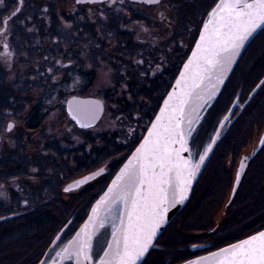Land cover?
Listing matches in <instances>:
<instances>
[{
    "label": "snow or ice",
    "instance_id": "snow-or-ice-1",
    "mask_svg": "<svg viewBox=\"0 0 264 264\" xmlns=\"http://www.w3.org/2000/svg\"><path fill=\"white\" fill-rule=\"evenodd\" d=\"M81 2L95 4L103 0H77ZM144 2L157 4L159 0ZM15 3L17 6L10 10L7 0H0V36L11 33L22 14L24 0ZM208 9L191 56L163 99L159 113L149 122L147 135L96 201L76 235L62 247L57 235L52 243L59 251L54 248L55 257L49 256L39 264H157L152 250L157 247L161 227L168 221L169 209L187 199L192 181L219 136L217 132L204 151H199L196 124L201 119L200 111L215 97L245 43L257 29L264 30V0H212ZM3 47L7 50L9 46L4 43ZM3 55L7 58L12 53L6 51ZM102 108L99 101L77 102L75 110L69 105L72 118L81 127H89L88 117L95 119ZM13 127L10 123L7 130ZM98 174L76 183L87 182ZM65 191H71V186ZM106 227L110 239L97 249L94 241L98 231ZM185 264H264V230Z\"/></svg>",
    "mask_w": 264,
    "mask_h": 264
},
{
    "label": "flooded vegetation",
    "instance_id": "flooded-vegetation-1",
    "mask_svg": "<svg viewBox=\"0 0 264 264\" xmlns=\"http://www.w3.org/2000/svg\"><path fill=\"white\" fill-rule=\"evenodd\" d=\"M9 1H12L14 5L15 0H8L7 2ZM37 2L43 5L42 8L44 9L46 13L45 16L47 17V19L54 18V17L67 18V19L71 18L77 23V25L81 24L80 23L81 21L87 20L88 25H89L88 30L91 27V31L97 30L98 33L101 32L100 25L107 24L108 25L107 32H109V35H110L107 38L109 42V44L107 45V48L108 47L112 48V50H114V48L117 49L118 44L117 43L112 44V43L113 41L115 42L119 41L120 43L119 49H121V52H115L116 56H121V57L115 58L114 61L106 60L109 63L111 61V64H113L114 69H113V83L112 84L114 86L117 85V88L122 86L123 88L127 89V92H125L126 94L122 95L121 97L119 95L116 96V95L111 94L110 89L113 86L107 87V90L109 91H106V95H103L101 97L94 96L96 95L94 93L85 94L84 93L86 92L85 90L82 92L85 95L82 93L80 94L70 93L69 91H67V93H64L62 92V90H57L55 92L54 91L47 92L45 93V95H41V92H37L36 95H33V96H36L35 99H37L34 105L35 106L34 109L30 110L24 115V117H26V124H24V126L22 127L23 131L20 129L19 130L16 129L15 122L13 120L12 121L10 120L8 121V123H6L7 117H9L12 113L16 115L15 108L10 107L3 111L4 115L0 118V157L2 154H4V152L14 153L19 148L21 149V146H19L18 138H23L24 140L23 142L25 143V145L22 146L21 150L23 151V155L25 156V158L30 159V162L35 161V163H38V162L39 163H51V165H49V167L46 168V174L50 173L51 170L52 171L50 174H52L54 172L53 171L54 167L56 168V171H58L59 169L60 173L64 171V169L62 168V164L64 160L62 158L64 156L65 147L67 148L66 149L67 151H70L71 153H75L74 157H72L69 154L70 160L71 159L74 160L73 168L78 167L77 164L79 163L80 160H85L88 163H92L95 157L94 156V145L92 144V140L94 137H96V135L102 132H106L107 130L112 131L114 128H116L117 130L119 129L118 133L119 131H125L126 129L128 130L126 137H124V135H122L120 138L117 137V140L121 142L122 147L124 146V148H127L128 146L134 147L137 141L139 139L140 140L142 139V137L144 136L146 132V129L150 125L149 122L152 120L151 115H152L153 109L156 108V105L158 104V98H153L151 102L147 101L148 103L146 106L143 103V100L140 99V97L144 95V93L148 90V88L151 89L150 87L151 84H155L159 82V80L161 79H165L166 81L167 79H170L171 82L170 80L168 82L170 83L174 82L183 63L185 62V60L187 59V57L189 56L193 48L195 40L197 39L199 35L198 29L202 28L201 22L207 19L206 11L209 10L208 5L212 3V0H159V3L157 4H148L144 2V0H115V3H113L112 0H103L102 3L98 2L95 4L87 3V2L77 3V0H24V7L25 6L29 7L30 3L36 4ZM70 5L73 7H70ZM24 7L22 8V10H24ZM25 10L26 11H23L22 13L28 12V8H25ZM53 10L56 11L54 14L52 13ZM23 15H25V13L22 14V16ZM113 19H114V25L118 23V28L116 29L112 28ZM191 20L199 21L198 25H191ZM99 21L101 22L99 23ZM18 23L20 25L22 24L24 25L26 24V20H24L23 18V20L19 21ZM145 25L146 27H144ZM151 26L155 29L154 34L156 35L155 37L156 41H153V40L150 41L147 38V33H146L147 27L150 28ZM192 29L195 34V39L190 40V42H186V37L188 36V34H190V32L193 34ZM21 30H23V33L27 32L25 28L24 29L22 28ZM67 30L68 29H66V32ZM15 31L16 29L14 28V30L11 33L7 34L6 43L10 46V48H12L13 46L11 41H12V36L15 34ZM58 31L59 30L54 31V29L49 27L48 29H45L43 31V34L51 35L53 37L51 39H55L57 41V39L55 38V35L60 34L58 33ZM30 32H33V34L31 35H34V34L40 35L39 34L40 31L37 28L29 29L28 33L26 34H29ZM111 36H113L114 39ZM46 39H48V37H46ZM78 43L79 41L77 42V45H76L77 49L74 48L75 50H79L81 46ZM129 43H131V45H129ZM66 44L67 43L61 44V42L57 46H54V45L50 46L48 44V48L50 47V49L53 50L54 47L55 48L57 47L60 50L62 49L64 50ZM74 46L75 45H73V47ZM131 51L142 52L145 54H144V57L141 56V57L136 58V56L134 57L133 55H131L132 53ZM3 52L5 53V50L0 52V80H1L0 84H2L4 88L5 87L7 88V85H8L7 82L9 80L12 81L13 79L22 80V83H28L31 80H38V81L43 82L47 79L51 80L52 82L58 83L59 81L63 82L64 79H67L69 77H70L69 78L70 81L72 79L75 80L78 78L82 79L83 81H86L87 77H85L86 75H84V73L86 74V72H91V70L93 71L91 75V85L88 88L89 89L93 88L92 85L94 83V79H96L95 68H98L93 62H91V65H84V67L81 69L79 68L78 62H72L71 60H67V59L63 60L62 57H58L56 60L51 58L50 62L48 63L50 65L49 66L47 64L44 65L45 69H43L38 62H34L33 64L29 65L30 68L31 67L35 68L34 72L32 73L29 67L25 66L22 63H17L19 62V58L21 59L29 58L30 59V55L19 54L16 56L13 53V51L9 50V52H11L12 55L10 57H7L9 59L8 61L1 54ZM56 52L58 55L59 51L57 49H56ZM152 54H154V57L152 58V60L155 59L156 57L158 59V62L156 64L155 63L149 64L152 61L148 60L149 63H146L145 58L150 57V56L152 57ZM237 67H238V64L236 65L233 72L237 69ZM64 68L70 69V71L69 70L64 71L63 70ZM78 69L81 70L82 72V73L80 72L81 74L79 73ZM171 71L173 73L172 75H171ZM68 72H70V74ZM21 78H23L24 81ZM263 78L264 77H262L259 80V82L256 84L254 89L257 87V85L260 83V81ZM128 82L145 83L147 85V88L143 86L145 90L142 89L141 87L140 90H138L137 92L135 91L136 93H131L129 91V86L127 85ZM7 90L9 89L7 88ZM25 91H27V88L25 89ZM153 91L154 90H152L151 93H153ZM20 93H24V91ZM257 93L258 92H256L253 96H251L252 94L251 93L246 100L242 97V95H238V100L234 102L232 107L226 113V115H228L229 112L233 109L231 117L228 119V121L225 123L224 127L221 130V137L218 140L217 145L215 146V149L213 150V153L211 154L205 167L201 171L200 175L203 176L204 172L208 168H210V166H212L204 174V186L206 185L207 181H212L211 176L213 175V173L217 176V179H220V184L223 185V183L225 182L224 187L227 186L230 188V186L232 185L233 170H232V166L229 165L228 163V159L229 158L236 159L238 156L241 155L242 152L236 140L232 141L231 143H226V145H223L220 147V143H222L221 138L230 129L231 124L234 121H236L239 118V115L245 110L246 103L248 102V100L254 99V97L257 96L256 95ZM128 94H130V96ZM8 95H13L12 91H9ZM64 95H66V97ZM29 96H32V95H29ZM74 96L75 97H93V98H97L101 100V102L104 105V111H103L102 116L99 118V120L95 124H91L89 127H81L80 123H78L76 120L72 118L73 112L69 110L68 102ZM221 97L222 95H220L218 98L216 97L213 102L210 101L209 105L206 107L207 109L203 112L204 115H202L203 119L201 122L200 132H203L204 136L206 134V139L203 142L201 141V144H198L200 152H203L204 148L207 147L208 142L206 141H208V139L211 137L209 136V132L212 131L215 127L217 118L214 117L213 115L215 112L219 110V108H221V105H222ZM41 99H44L45 103L43 102L42 104ZM106 99L108 101L111 99H114L112 103L115 105V107L119 108L120 113L122 114L121 117L123 116L124 117L123 119L120 118L119 121H117V124L110 126L106 130L95 131V129H97V127L100 126L98 125V123L101 121L106 111V105H107L105 101ZM53 100H56V101L54 102ZM119 100L122 101V103L124 104H126V102H129L131 106L136 105V107L139 109H141V106L144 107V113L143 112L139 113V110L138 109L136 110V108L132 109L131 112H127L125 110V107L122 106V104L120 105ZM39 102H40L41 108H37L36 106V104L39 105ZM256 103L257 102H254V104ZM254 104L251 103V105L249 106L250 109L248 110V115H252L251 113L253 111L255 112V109L258 110L257 108L252 107ZM37 111H39L40 113L39 112L37 113ZM55 111L60 113L61 115L60 120L61 118L63 120L64 115H65L66 117L68 116L69 119L73 122L69 129L70 131L64 129V127H61V129H59L58 131H55L54 133L52 131H48L47 124L46 126L44 125L45 121L48 117L49 112L51 113ZM40 114L44 115L43 120H41ZM224 117L221 120V122L224 120ZM62 120H61V123H62ZM257 121H256V124L254 125L256 130L261 128L264 125V122L261 123V121L260 122H257ZM29 122H31L30 125H32L33 127L29 126ZM221 122L217 123L216 132L214 134V137L217 133V130ZM10 123L13 124L14 127L11 129V131H8L7 126ZM120 123H122L123 125L119 126ZM76 128H77L76 130L77 133L75 134L76 131H73V130ZM236 129H237V126L235 130ZM72 132H74V135H72ZM81 132H83V134H87L89 138L85 139V137H83L82 140H80V137H82ZM127 137L130 140V142H128ZM214 137H212V139ZM262 139H264V132L262 133L258 144H256V146H254L252 150L248 152L246 156L247 158L245 159V157H242V159L239 161L238 170H237V174L239 173V182L237 183V177H236V180L232 187V193L229 199V204L226 207V210H229L231 203L233 202L234 197L237 194V191L239 189L243 176L245 175L247 170L250 168L251 165L253 167V170H255V167L258 166L256 164L258 163L257 161L261 160L264 157V152H263L264 144L261 143ZM250 140L251 138L247 141L246 144L250 143ZM48 143H50L51 145H48ZM138 144L139 143H137V145ZM245 145L243 146V148H245ZM48 148L50 149V151L48 150ZM19 153H22V152H19ZM216 153H217L216 161L209 162L213 159ZM219 156L220 158H218ZM242 164H243V168L241 169ZM104 167H105V172L103 174H101L97 178H94L88 182H84L83 184L73 187L71 188V190H74L77 188H89L88 190H90L89 192V195H90L92 193L91 192L92 188L94 189L95 180L100 178L102 175L109 174L108 171L111 170L110 166L104 165ZM95 170L96 168L91 169L90 171L92 172ZM86 173L80 176L79 178L87 175ZM89 173L90 172L88 171V174ZM30 174H33V177H35L34 180L36 178L39 180L44 177V174H41V171L39 170V168L33 169V171L31 170L30 173L28 174V177H26L25 185L28 184V187H29L27 190H30V187L33 186L32 176ZM77 178L78 177H76V179ZM43 184L44 183L42 180H40L39 182L37 181V184L33 186L35 189L34 192H36L38 190L37 188ZM5 185L3 184L0 185V188L2 189V191L3 190L5 191L4 193H7L8 198H4L3 196L4 193L2 194L1 193L2 191H1L0 192L1 193L0 194V206H2L1 202L3 201L6 202L9 200L7 204L16 208L14 203H10V197L13 195L12 192H14L17 188L15 185H13L12 188H10L8 184H5ZM263 187H264V183H263ZM63 189L64 187L62 184L61 189L59 191L60 194L64 193ZM23 190L24 189H21V191ZM22 204H23V207L21 208H25V206L28 205V203H25V201ZM82 204L83 205L85 204L84 200ZM215 206H216V211L220 210L221 204L216 203Z\"/></svg>",
    "mask_w": 264,
    "mask_h": 264
},
{
    "label": "trees",
    "instance_id": "trees-1",
    "mask_svg": "<svg viewBox=\"0 0 264 264\" xmlns=\"http://www.w3.org/2000/svg\"><path fill=\"white\" fill-rule=\"evenodd\" d=\"M7 3L9 5V8L13 5L12 1H9ZM42 6L43 5L38 2L36 4L30 3L28 12H24L25 15L23 16L22 14L24 13H22L17 21H22L24 18V20H26V24L15 25V27H21H18L19 29H16L15 34L12 36V48L19 51L18 54L30 55V59L19 58V62L16 61L17 63H22L30 68L29 65L33 64L34 62H38L41 67L45 69L44 65L47 64L49 66L50 64L48 63L50 62L51 58L56 60L58 57H62L64 59L71 60L72 62H78L79 68L82 69L85 65V58H87V61L89 60L90 64L91 62L96 64L97 62L100 63V60L109 59L106 57L108 44H106L105 42V39L110 36L109 32H107V24H101V32L98 33L97 31H91V27L88 30L89 25L87 20L81 21V24L77 25V23L71 18L67 19L54 17L47 19V17L45 16L46 13ZM55 12V10L52 11L53 14ZM100 22L101 21H99V23ZM113 26V29L118 28V23L114 25V19ZM49 27L54 29V31L59 30L58 33L60 34L55 35L57 41L55 39H51L53 38L51 35L43 34V31L45 29H48ZM22 28L26 29V33H28L29 29L37 28L40 31V35H31L33 34V32H30L29 34L23 33V30H21ZM66 29H68L67 32ZM46 37H48V39H46ZM78 41V44L81 45L82 48L80 46L79 50H75L74 48H76ZM60 42L61 44L67 43L64 50H60L57 47H54L53 50H51L50 47L48 48V44L50 46H57ZM116 43L118 44V50L114 48V52H121V49H119V41H113L112 44ZM73 45L75 46L73 47ZM129 45H131V43H129ZM18 47L21 50H19ZM249 47L247 48V50L249 49ZM56 49L59 51V56L57 55ZM131 52V55H133L134 57L136 56V58L141 56L144 57L145 54L137 51ZM101 55H104V58H101ZM262 56H264V50L262 52ZM261 66L264 69L263 62L261 63ZM238 68L239 67H237L232 75H230L231 77L226 81V85L224 87L225 89L234 79V75ZM34 69V67H31L30 71L33 73ZM80 72L81 70H79V73ZM92 72L93 71L91 70V72H86V74L84 73V75H86L85 77H87L86 81L83 84L85 91L91 85ZM242 75L243 73L241 71L238 80L239 82L240 78H242ZM262 77H264V74L262 75ZM69 78L66 79L67 81H65L64 79L62 85H57L56 82H52L51 80L47 79L45 80L44 84H46V82L49 83L43 87H41L42 85L40 83V90L46 88L49 92L62 90V92L67 93L66 86L67 84H69ZM136 83L137 82H128L127 85L129 86V91L131 93H136L141 89V87L142 89H144V87L147 88V85L145 83ZM172 84L173 83H168L161 90L162 98H160L161 100L159 99L156 108L153 109L151 115L152 119L157 113L158 108L160 107L161 102L165 97V94L169 91ZM234 85L238 88L237 83H234ZM234 85L232 83V87H234ZM150 87H153V84H151ZM262 89L263 87L258 91V93L256 94L257 96L254 97V99L248 100L245 110L239 115V118L231 124L230 129L223 135L221 141H226H224L223 145L236 140L239 144V147L241 148L250 139V134L252 132L251 130L256 124V121L259 118L257 122H260L264 118V96L263 92L261 91ZM23 91L26 92L25 89H20V91L18 90V92ZM8 94L9 90H7L6 87L4 88L3 85L0 84V118L4 115L3 111L12 106L13 100L16 97L13 91V95ZM214 100L215 98H213L211 101L213 102ZM223 102L224 99H222L221 104H223ZM254 102L257 103L254 104ZM119 103L120 105L122 104V106L125 107V110L127 112H131L132 109L136 108V110H139V113H144V107L142 106L141 109H139L136 107V105L131 106L129 102H126V104H124L119 100ZM251 103L254 104L252 107L258 109H255V112L253 111L251 113L253 116L248 115V110L250 109L249 106L251 105ZM37 108H41V106L37 105ZM38 112L39 111H37V113ZM121 115L122 114L119 112V114L116 116L117 121H119L120 118L123 119L124 116L121 117ZM40 118L41 120H43L44 115L40 114ZM31 122H29V126L33 127L32 125H30ZM122 125L123 124L120 123L119 126ZM233 126V130H231ZM235 126H237L236 130ZM118 130L114 128L112 131L107 130L106 132H102L96 135V137H94L92 140V144L94 145V161L92 163H88L85 160H80L77 164L78 167L74 169L80 170L85 168V171H90L91 169H97L99 167L98 166L92 168L93 164H96L100 161L108 162L109 160H111H107L110 155L117 153L121 154L125 152L124 157L109 163L111 169L110 171H108L109 174L102 175L100 178L95 180L94 189L92 188V193L90 195L89 193L83 195V200L85 201L84 205L82 204L83 201L79 200V202L77 201V203H75V205H73L71 208L67 205V200L63 199L59 192L63 184L62 172L60 173L59 169L58 171H56V168L54 167V172L52 174H50L52 170L50 171V173L46 174V168H48L51 163H35V161L30 162V159L25 158V156L23 155V151L21 150L22 146L25 145V143L23 142V138H18L19 146H21V149L19 148L14 153L4 152V154L1 155L0 185L8 184L10 188L15 185L17 189L15 190L16 192H12L13 195L10 197V203H14L16 208L7 204L9 200H5L6 202H1L2 206H0V217L12 214L14 215L13 217L0 221V264H38L45 256V254H47L52 248V241L60 231L63 230L61 238L70 233L71 230L72 232L70 233V238L73 236L79 225L86 218L92 203L105 190L111 177L121 167L126 158L134 150V147L137 145V143H139L140 139L137 141L134 147H130L129 149L121 147L122 144L119 140H117V137L120 138L122 135L126 137L128 130L126 129L125 131H119V133ZM197 133H199V131H197ZM81 134L82 137H85V139L89 138L87 134H83V132H81ZM127 140L128 142H130L128 137ZM216 157L217 153L209 162L216 161ZM218 158H220V156ZM69 160L70 156L68 157V161ZM257 162L258 163L256 164L258 166L255 167V170H253V167L251 165L243 176L237 194L235 195L234 200L228 210L227 217L223 219L221 225L217 226L219 229H221V233L218 235V237L213 238L212 241L209 240L207 242H200L199 244H201V250L208 249L210 251H216L220 247H224L229 243H233L264 228V157ZM211 167L212 166H210V168ZM37 168H39L41 174H44V177L39 179L38 182L42 180L44 184L39 186L37 188L38 190L34 192L35 189L33 186L35 184V177H33V174H30L32 176L33 183V186L30 187V190H27L29 187L28 184H25L26 177H28L30 171H33V169ZM210 168H208L207 170H209ZM65 172L66 170L64 169V173ZM204 174L203 176L200 175L198 180L194 184L192 195L190 197V201H188V207L186 209V211H188L189 209H193L195 206L199 205L201 206V211H204V213L201 214L200 211L199 215L195 219H192V221L187 223L185 219L188 214L184 209V211L180 215L178 214L179 217L177 215L178 218L176 219V221L178 220V222H176L175 224L177 228L176 230L193 234H203L212 229H214V231L216 230L214 216L216 213L215 204L217 203V200L215 199V197H213V194L217 192L216 188H219L220 186H222V184H220V179H217V176L213 173V175L211 176L212 181H207L206 185L204 186ZM21 189H24L25 191H21ZM3 196L4 198H8L7 193H4ZM24 201H27L28 205L25 206V208H21L23 207L22 203ZM73 229L75 231H73ZM163 235L164 233H162L155 242L157 247L160 246V249L158 250H161L160 252H157L156 262L158 263L161 262V259L166 255L170 257L169 249L178 250V248H181L182 251L186 249L188 250V255L190 253H193V256H195V253L199 251L191 246L186 248V246L183 244H176V247L174 245V247L172 248L169 246L168 242H166L165 240H161L163 238Z\"/></svg>",
    "mask_w": 264,
    "mask_h": 264
},
{
    "label": "rangeland",
    "instance_id": "rangeland-1",
    "mask_svg": "<svg viewBox=\"0 0 264 264\" xmlns=\"http://www.w3.org/2000/svg\"><path fill=\"white\" fill-rule=\"evenodd\" d=\"M16 6H17L16 3H14V5H12L9 9L10 10L14 9ZM70 7H73V6L70 5ZM25 8H28V6H25L24 10H22V12L26 11ZM4 14L6 15L7 13H4ZM198 23H199V21H192L191 20V25H198ZM16 25H20V24L17 22ZM18 27H21V26H16L15 29H19ZM144 27H146V25ZM192 31H193V29H192ZM156 32H157V30H156ZM146 33H147L148 40L156 41V39H155L156 35L154 34L155 29L152 26L150 28L147 27ZM193 34H194V31H193ZM193 34L191 32H190V34H188V36L186 37V42H190V40L195 39V34L194 35ZM111 37H113V36H111ZM6 40H7V35L6 36H0V52H2L4 50H5V52L11 50V51H13V53L16 56L19 55L18 54L19 51L15 50L14 48H10L9 45H8L9 47L7 50L3 47V44L6 43ZM105 40H106L105 41L106 44H109L108 40L107 39H105ZM263 48H264V31L253 41V43H251V46L249 47V49L246 50L243 57L239 60V62H238L239 68L234 75V79L229 83L228 87L226 89L224 88L226 85V82H225L223 87L216 93L214 98H216V97L218 98L220 95H222L221 98L224 99V102L221 105V108H219V110L217 112H215L213 115L217 119H216V124H215L214 129L209 132V136H211V137L208 139V141H206V142H208V144L212 141V137H214V134L216 132L217 123H220L221 120L223 119V117L227 116L226 113L228 112V110L232 107L234 102L236 100H238V95H242V97L246 100L249 97V95L252 93V91H253L254 87L256 86V84L258 83V81L261 79L262 75L264 74V69L261 66V63L262 62L264 63V56H262V52L264 50ZM19 50H21V49L19 48ZM102 53H103V51H102ZM1 54L3 55L4 52ZM3 56L5 57V55H3ZM101 56H102L101 58H104V55H101ZM106 57L109 58L108 60L114 61V59L119 57V56H116L114 50H112V48L108 47ZM113 57H115V58H113ZM153 57H154V54H152V57L150 56V57L145 58L146 63H149L148 60H151L152 62L149 64H153V63L156 64L158 62V59L155 57V59L152 60ZM5 59H7L9 61L8 58L5 57ZM62 59L64 60V58H62ZM127 60H129V59H127ZM111 61L109 63L105 59V60H100V63L97 62L95 64L98 67V68H95L96 79H94V83L92 85L93 88H91V89L88 88L86 90V92H84L85 94H93L94 93V94H96L94 96L101 97L103 95H106V91H109V90H107V87H111V86H113L110 89V92L112 95H116V96L119 95L121 97L122 95L126 94L125 93V92H127L126 88H123L122 86L117 88V85L114 86L112 84L113 83V69L114 68H113V64H111ZM85 65H91L89 60L87 61V58H85ZM63 70L64 71H66V70L70 71V69H66V68H64ZM241 71H242L243 75L241 76L242 78H240V82H239L238 80H239V76L241 74ZM68 73L70 74V72H68ZM172 74L173 73L171 71V75ZM21 79H23V78H21ZM171 79H172V77H171ZM169 80L170 79H167V81L165 79H161V80H159V82L153 84V87H151V89L148 88V90L144 93V95H142V97H140V99L143 100V103L147 106V103H148L147 101L151 102L153 98H158V101H159V99L162 98L161 90L168 83L171 82V80H170V82H168ZM23 81H24V79H23ZM65 81H67V80L65 79ZM71 81H69V84H67V86H66L67 91H69L70 93H75V94H77V93L80 94L84 91L83 84L85 81H83L80 78L75 79V80L72 79ZM59 82L57 83V85H62V82H60V83ZM7 83H8L7 88L9 89V91H13L15 93V96H16L15 99L13 100L14 104H12V106H11V108H13V107L15 108L16 115H14L12 113L9 117H7L6 123H8V121H10V120L11 121L13 120L15 122L16 129H18V130L20 129L23 131L22 127L24 126V124H26V117H24V115L27 112H29L30 110L34 109V107H35L34 105H35V102L37 100V99H35L36 96H33V95H36L37 92H41V95H45V93L49 92L48 89H46V88L40 90V83L42 85L41 87H43V86H46L49 82H46V84H44L45 81L42 82V81H38V80H31L30 82L23 84L22 80L13 79L12 81L9 80ZM232 83H233V85H234V83L235 84L237 83L238 88L235 87V85H234V87H232ZM230 87H231V91H230ZM262 87H263V89L261 91L263 92V95H264V85ZM26 88H27V91H26L27 93L18 92V90L20 91V89L24 90ZM152 90H154L153 93H151ZM233 90H234V92H233ZM84 93H82V94H84ZM29 95H32V96H29ZM128 95L130 96V94H128ZM64 96L66 97V95H64ZM107 99H109V98H107ZM107 99L105 100L106 104H107L106 105V111L103 115V118L98 123V125H100V126L97 127V129H95V131L106 130L110 126L117 124L116 116L119 114L120 110H119V108L115 107V105L112 103V101L114 99H111L109 101ZM53 101L55 102L56 100H53ZM210 101H208L207 105L204 106V108L201 111L200 116L204 115L203 112L207 109L206 107L209 105ZM43 102L45 103L44 99H41L42 104H43ZM39 105H40V102H39ZM36 106H37V104H36ZM60 116H61L60 113H58L56 111L51 112V113L49 112L48 117H47L45 124H44L45 126L47 124L48 131H52L54 133L55 131H58L59 129H61V127H64V129L70 131L69 129H70L73 122L69 119L68 116L66 117L64 115V118H63L64 121L61 118V120H62V123H61ZM202 119H203V116H201L200 121L196 124V130L199 131V133H198L199 134V139H198L199 144H201V141L203 142L206 139V134L204 136L203 132H200ZM262 122H264V118L261 120V123ZM233 128H234V126L232 127L231 130H233ZM51 129H53V130H51ZM76 130H77V128L74 129L73 131H76ZM251 131L252 132L250 134V138H251L250 143L246 144L247 146L245 145V148H243V147L240 148L241 152H242L241 155L238 156L236 159H232V158L228 159V163H229V165L232 166V170H233L232 185L230 184L231 185L230 188L227 186L224 187V184H225V182H224L222 186H220L219 188H216L217 192H215L213 194V197H215V199L217 200V203L221 204L220 210H217L215 213V216H214V221L216 224L215 225L216 230L214 231V229H212V230H209L208 232L203 233V234L202 233L193 234V233H187V232H182V231L176 230L177 228H176L175 224H176V222H178V220L176 221V219L184 211V209L186 211V209L188 207V202H187L186 205L182 208V210L178 213L179 215L177 214L178 217L176 215L174 217V219L167 225V227L165 228V231L162 232V233H164V235H163V238L161 240H165L166 242H168L170 247L173 248L174 245L176 247V244H183L186 246V248H188L190 246L194 247V248H196L198 246L201 247V244H199L200 242H207L209 240L212 241L213 238L218 237V235L221 233L220 232L221 229H219L217 226L221 225L223 222V219H225L228 215V210H226V207L229 204V199H230L231 193H232V187H233L234 182H235L236 177H237V170H238L239 161L242 159V157H246L248 152L250 150H252V148L254 146H256V144H258L260 137H261L262 133L264 132V125L257 130L255 129V127H253ZM65 133H66V131H65ZM76 133H77V131L75 132V134ZM64 135H66V134H64ZM72 135H74V132H72ZM82 138L83 137H80V140H82ZM224 141L222 140V143L220 145H223ZM48 145H51V144L48 143ZM129 148L130 147L128 146L127 149H129ZM66 149L67 148L65 147L64 148V156L62 155L63 156L62 159L64 160L63 164H62V168L66 170L65 173H64V171L62 172V174H63L62 183H63L64 189L69 183H71L74 179H76V177L79 178L80 176H82L86 172H87L86 174H88V171H85L86 169L84 167H83L84 169H80V170H78V169L76 170L73 168L74 167V160L71 159L68 161L67 159L69 157V154L72 157H74L75 153H71L70 151H67ZM48 150L50 151L49 148H48ZM124 155H125V152L121 153V154L117 153V154L110 155L107 160H109V159H111V160H109L108 162L107 161H103V162L100 161L96 164H93L92 168L99 166L97 168V169H99V168H101V166L103 167L104 165L109 166V163H111L112 161L119 160L120 158H123ZM89 172H91V171H89ZM37 181H38V179L36 178L34 185L37 184ZM64 189H63L64 193L61 194V196L63 199L67 200L66 201L67 205L70 208L73 205H75V203H77V201L78 202H79V200L83 201V199H84L83 195L86 193H89V190H88L89 188H77V189H74V190H71L68 192H66ZM1 191H2V189L0 188V192ZM4 192L5 191L3 190L1 193L3 194ZM189 201H190V199H189ZM200 211H201V206H199V205L195 206L193 209H189L188 211H186V213L188 215H187L185 221L187 223H189L190 221H192V219H195L199 215ZM203 213H204V211H201V214H203ZM229 216H230V213H229ZM73 231H75V230L73 229ZM71 232H72V230H71ZM70 233L63 236L61 238V241H57V243L60 244L61 247L64 244H67V242L70 240ZM61 236H62V234H61ZM107 239H110V229H108L107 227L104 229H99L98 236H97L96 240L94 241V247L99 249L102 246H106L105 241ZM200 247L196 248V250H199V251H197L195 253V256H193V253H190L188 255V250H186V249L182 251L181 248L180 249L178 248V250L171 248L172 250L169 249V251H170L169 256L170 257H168L166 255L165 257H163L161 259V262H159V263L157 262V264H185V261H187V260H195L199 256H205L209 252H213V251H210L208 249L201 250ZM54 248L56 249V251H59V249L56 248V245L53 244L52 248L49 250V252L46 256V260L49 258V256L55 257V251H53ZM158 249H160V246H158L152 250V258L155 261H157V258H156L157 252L161 251ZM179 250H181V251H179ZM189 252H192V251H189ZM64 264H73V262L72 261H65Z\"/></svg>",
    "mask_w": 264,
    "mask_h": 264
},
{
    "label": "water",
    "instance_id": "water-1",
    "mask_svg": "<svg viewBox=\"0 0 264 264\" xmlns=\"http://www.w3.org/2000/svg\"><path fill=\"white\" fill-rule=\"evenodd\" d=\"M261 31H262V29H257L256 33L253 34V37L250 38V39L245 43L244 47H243V48L241 49V51H240L239 56L236 58L235 62H234V63L232 64V66H231L230 71L227 73L226 78H225L223 84H221V85L219 86L217 92L223 87L224 83L228 80V78H229L230 75L232 74L233 70L235 69L236 65L238 64L239 60L241 59L242 55L244 54L246 48L249 46V44L253 41V39H254V38H255V37H256ZM197 39H198V37H197ZM197 39H196V40H197ZM194 47H195V43H194L192 49H194ZM190 56H191V52H190L189 56L187 57V59L185 60V62L183 63V65L187 62V60H188V58H189ZM183 65H182V67H181V69H180V71H179L177 77L175 78V80H174V82H173V84H172V86H171V88L169 89L168 92H171V91H172V88L175 86V84H176V79L179 77L180 72L183 70ZM261 81H264V78H263ZM261 81H260V83L257 85V87L254 89V91L252 92L251 96H253L256 92H258V90L262 87L263 84H261ZM168 92H167V93H168ZM164 98H166V95H165ZM164 98H163V99H164ZM89 101H99V102H101V100H99V99H97V98H93V97H75V96H74V97H72V98L69 100V102H68V108H69V105H72L73 110H75L76 107H77V102H89ZM101 103H102V102H101ZM162 104H163V100H162L160 106H162ZM102 105H103V103H102ZM203 108H204V107H203ZM203 108H202V109H203ZM159 109H160V107H159ZM159 109H158V111H157L156 114L159 113ZM202 109H201V111H202ZM232 110H233V109H232ZM232 110H231V111L229 112V114L227 115V116H228V119L231 117ZM103 111H104V105H103V108H102L101 111H99L98 113H95V119H91V117H88V119L90 120V125H91V124H95V123L99 120V118H100V117L102 116V114H103ZM201 111H200V114H201ZM156 114H155V115H156ZM154 118H155V116H154ZM154 118H153L152 120H154ZM228 119H227V120H223L222 123L220 124V126H219V128H218V130H217V132L219 133V136L215 139V143L212 145V149H211V151H209V153L207 154V157H206L204 163L201 165L199 172L197 173L195 179L192 181L190 191H189L188 194H187V199H185V200L183 201V203H178V204L174 205L173 207H171V208L169 209V212H168V221H167V223H166L165 225H163V226L161 227L160 233H159V234L157 235V237H156V241H157V239L159 238V236L162 234V232L165 230V228L167 227V225H168V224L174 219V217H175V216H176V215L182 210V208H183V207L186 205V203L189 201V199H190V197H191V193H192L193 185L195 184L196 180L198 179L199 175L201 174V171L203 170V168L205 167V165H206L207 161L209 160L211 154L213 153V150L215 149V146L217 145V142H218V140H219L220 137H221V130H222V128L224 127L225 123L228 121ZM149 127H150V125H149ZM145 135H147V131L145 132L144 136H145ZM215 137H216V135H215ZM138 146H139V144H138L136 147H138ZM134 150H135V149H134ZM134 150H133L132 152H134ZM130 155H131V154H130ZM130 155H129V156H130ZM129 156H128V157H129ZM128 157H127V158H128ZM125 163H127V159L124 161V163L122 164V166H121L120 168H122L123 165H124ZM120 168H119L118 171L115 173V175L112 177V179L110 180V182L108 183V185H110L111 181L115 178V176H116V174L119 172ZM100 170H103V171L101 172ZM104 172H105V167L103 166V167H101V168H99V169H97V170H95V171L90 172L89 174H87V175H85V176H83V177H81V178H79V179H76V180L72 181L71 183H69V184L66 186V188L69 187V186H71V188H73V187H76V186H78V185H80V184H83L84 182H81V183H78V184H77L76 182L83 181L85 177H90L91 174H93V173H100V174L96 175L95 178H97L98 176H100V175L103 174ZM90 180H92V179H88L87 182L90 181ZM108 185L106 186L105 190L100 194V196H102V195L104 194V192L107 191V187H108ZM100 196L94 201V203L92 204V206H91V208H90V210H89V212H88L86 218H85L84 221L79 225V227L77 228L76 232H78V231L80 230V228H81V227L85 224V222L88 220V217H89V215L91 214V209H92V207L96 204V201L100 198ZM13 216H14V215L12 214V215L4 216V217L7 219V218H10V217H13ZM1 220H4V219H0V221H1ZM261 230H264V229H261ZM261 230H260V231H261ZM62 232H63V230L60 231L57 235L61 236ZM76 232H75L74 235L70 238V240L76 235ZM254 234H255V233H254ZM254 234H252V235H254ZM247 237H248V236H247ZM247 237H245V238H247ZM245 238H243V239H245ZM54 239H55V238H54ZM156 241H155V242H156ZM236 242H237V241H236ZM236 242H234V243H236ZM52 244H53V243H52ZM226 246H227V245H226ZM226 246H224V247H226ZM199 247H200V246H198V247H196V248H199ZM46 255H47V254H45V256L42 258V260H45ZM207 255H208V254H207ZM207 255H205V256H207ZM38 264H39V263H38Z\"/></svg>",
    "mask_w": 264,
    "mask_h": 264
},
{
    "label": "bare ground",
    "instance_id": "bare-ground-1",
    "mask_svg": "<svg viewBox=\"0 0 264 264\" xmlns=\"http://www.w3.org/2000/svg\"><path fill=\"white\" fill-rule=\"evenodd\" d=\"M262 31H264V30H262ZM262 31H261V32H262ZM261 32H260V33H261ZM260 33H259V34H260ZM259 34L253 39V41L259 36ZM253 41H252L251 43H253ZM251 43H250V44H251ZM250 44H249V46H250ZM249 46H248V47H249ZM248 47H247V48H248ZM247 48H246V50H247ZM246 50H245V52H246ZM245 52H244V54H245ZM244 54H243V55H244ZM243 55H242V57H243Z\"/></svg>",
    "mask_w": 264,
    "mask_h": 264
}]
</instances>
